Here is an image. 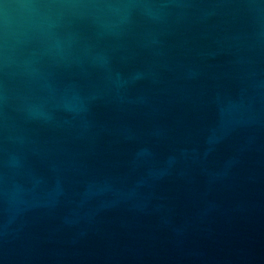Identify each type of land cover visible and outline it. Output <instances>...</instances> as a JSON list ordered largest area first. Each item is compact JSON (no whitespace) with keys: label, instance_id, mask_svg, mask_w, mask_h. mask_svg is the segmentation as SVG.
<instances>
[{"label":"water","instance_id":"95a60500","mask_svg":"<svg viewBox=\"0 0 264 264\" xmlns=\"http://www.w3.org/2000/svg\"><path fill=\"white\" fill-rule=\"evenodd\" d=\"M0 264H264V0H0Z\"/></svg>","mask_w":264,"mask_h":264}]
</instances>
